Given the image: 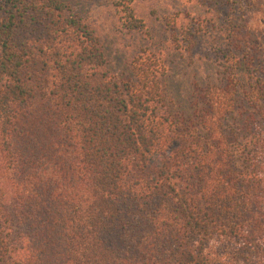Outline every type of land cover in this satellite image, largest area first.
<instances>
[{"label":"trees","instance_id":"obj_1","mask_svg":"<svg viewBox=\"0 0 264 264\" xmlns=\"http://www.w3.org/2000/svg\"><path fill=\"white\" fill-rule=\"evenodd\" d=\"M126 24L121 79L65 0H0V264H264L263 124L175 107Z\"/></svg>","mask_w":264,"mask_h":264},{"label":"rangeland","instance_id":"obj_2","mask_svg":"<svg viewBox=\"0 0 264 264\" xmlns=\"http://www.w3.org/2000/svg\"><path fill=\"white\" fill-rule=\"evenodd\" d=\"M65 1L95 32L117 78L128 76L131 47L143 37L127 29L132 8L162 48L171 104L203 106L209 88L218 106L233 102L264 126V0Z\"/></svg>","mask_w":264,"mask_h":264}]
</instances>
